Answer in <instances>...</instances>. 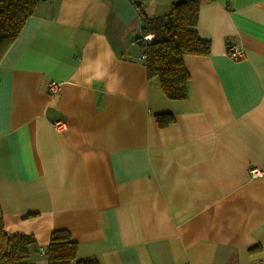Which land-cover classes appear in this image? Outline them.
Instances as JSON below:
<instances>
[{"label": "crops", "instance_id": "0c3cea01", "mask_svg": "<svg viewBox=\"0 0 264 264\" xmlns=\"http://www.w3.org/2000/svg\"><path fill=\"white\" fill-rule=\"evenodd\" d=\"M148 17L182 0H140ZM134 0H39L0 63V205L48 264L65 229L99 264L264 257V0L204 2L188 97L147 75ZM230 44L245 51L227 55ZM60 83L56 94L49 83ZM171 114L162 127L157 116ZM62 120L58 132L53 122Z\"/></svg>", "mask_w": 264, "mask_h": 264}, {"label": "trees", "instance_id": "16d2710c", "mask_svg": "<svg viewBox=\"0 0 264 264\" xmlns=\"http://www.w3.org/2000/svg\"><path fill=\"white\" fill-rule=\"evenodd\" d=\"M215 0H182L173 4L162 16L148 17L140 0H134L143 16L142 34L153 33L154 40L145 46L149 78L158 77L164 94L172 100L188 97L190 74L184 57L187 54L209 55L211 45L198 35L201 5ZM39 0H0V63L16 41L27 20L36 13ZM139 40V39H138ZM160 126L174 122L171 114L157 116ZM36 244L33 234H9L5 230L0 205V264H35L31 248ZM78 244L68 230L51 233L47 247L48 264H99L95 258L77 259Z\"/></svg>", "mask_w": 264, "mask_h": 264}, {"label": "built area", "instance_id": "2783aa9c", "mask_svg": "<svg viewBox=\"0 0 264 264\" xmlns=\"http://www.w3.org/2000/svg\"><path fill=\"white\" fill-rule=\"evenodd\" d=\"M153 40H154L153 33L142 34L141 37L139 38L138 41L140 42L141 47L143 49L142 58L146 59L147 55H146L145 46L152 43ZM227 55L233 60H241L245 57V51L238 44H230L227 48ZM59 90H60L59 82L52 81L49 83V92H51L52 94H56ZM53 127L56 131L63 132L64 130H66V123L62 120H57L53 122ZM250 172L253 176H260L261 174H263L264 170L254 167L251 169ZM254 264H264V257H262L258 262Z\"/></svg>", "mask_w": 264, "mask_h": 264}]
</instances>
